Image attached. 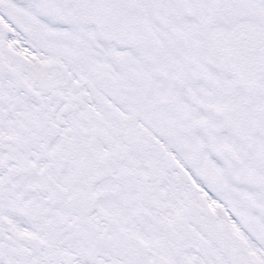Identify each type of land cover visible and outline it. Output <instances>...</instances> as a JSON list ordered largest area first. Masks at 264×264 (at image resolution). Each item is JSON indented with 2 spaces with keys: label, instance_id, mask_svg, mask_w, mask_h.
Returning <instances> with one entry per match:
<instances>
[{
  "label": "snow or ice",
  "instance_id": "1",
  "mask_svg": "<svg viewBox=\"0 0 264 264\" xmlns=\"http://www.w3.org/2000/svg\"><path fill=\"white\" fill-rule=\"evenodd\" d=\"M0 264H264V0H0Z\"/></svg>",
  "mask_w": 264,
  "mask_h": 264
}]
</instances>
